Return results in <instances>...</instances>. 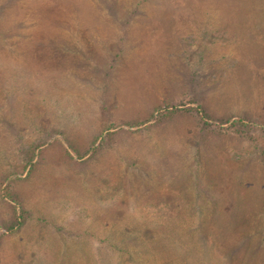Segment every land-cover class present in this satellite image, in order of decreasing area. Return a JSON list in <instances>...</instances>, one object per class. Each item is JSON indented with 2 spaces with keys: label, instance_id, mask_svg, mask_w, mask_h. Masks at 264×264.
Segmentation results:
<instances>
[{
  "label": "rangeland",
  "instance_id": "obj_1",
  "mask_svg": "<svg viewBox=\"0 0 264 264\" xmlns=\"http://www.w3.org/2000/svg\"><path fill=\"white\" fill-rule=\"evenodd\" d=\"M201 260L264 264V0H0V264Z\"/></svg>",
  "mask_w": 264,
  "mask_h": 264
},
{
  "label": "crops",
  "instance_id": "obj_2",
  "mask_svg": "<svg viewBox=\"0 0 264 264\" xmlns=\"http://www.w3.org/2000/svg\"><path fill=\"white\" fill-rule=\"evenodd\" d=\"M189 37H190V41H187L188 42L187 43L188 44L187 46H189V48H186V49H184V48L178 49V52H179V54H180V56L182 58H187V56L189 55L188 52L195 51L196 50V47L199 48V46H200L201 43L207 42L208 40H212V38H214L215 41H216V38L218 37V35L215 34V32H214V34L212 36H207L206 37L205 34H202L201 33V34H196V35H190ZM224 38L227 39L226 36ZM181 105H183V104H181ZM192 108H195V106H192ZM183 109H185V107ZM152 112H155V111H152ZM147 128L148 127L145 126L144 127V130H146Z\"/></svg>",
  "mask_w": 264,
  "mask_h": 264
},
{
  "label": "trees",
  "instance_id": "obj_3",
  "mask_svg": "<svg viewBox=\"0 0 264 264\" xmlns=\"http://www.w3.org/2000/svg\"><path fill=\"white\" fill-rule=\"evenodd\" d=\"M204 194H205V193H204ZM205 198H209L210 200H211V199L213 200L211 194H209V193H206V194H205ZM201 262H202L203 264H207V263H208L207 260H203V261L201 260Z\"/></svg>",
  "mask_w": 264,
  "mask_h": 264
}]
</instances>
